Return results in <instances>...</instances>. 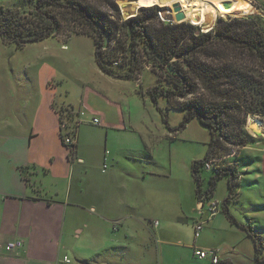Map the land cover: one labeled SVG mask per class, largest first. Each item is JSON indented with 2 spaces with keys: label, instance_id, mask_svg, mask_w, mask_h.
I'll return each instance as SVG.
<instances>
[{
  "label": "crops",
  "instance_id": "crops-1",
  "mask_svg": "<svg viewBox=\"0 0 264 264\" xmlns=\"http://www.w3.org/2000/svg\"><path fill=\"white\" fill-rule=\"evenodd\" d=\"M61 80L43 77L40 86L29 87L0 84V264H88L82 255H99L101 264H167L166 254L173 264L211 263L210 258H197L194 247L209 249L215 243L186 244L180 229L165 219L171 214L172 197L185 215L181 197L186 198V182L183 193L181 183H176L172 196L170 170L168 175L141 171L139 161L132 159L153 160L162 141L170 152L177 129L135 134L145 125L140 105L123 102L135 89L125 88L98 67L79 76V99ZM62 106H84L86 112L72 150L59 133L57 109ZM92 117L100 124H90ZM263 141L242 151L264 153ZM232 158L225 160L233 164ZM156 175L161 178L158 188L147 178ZM195 204L211 236L218 225L227 228L229 220L221 210L211 217L208 204ZM156 218L160 221L154 225ZM164 219L167 226L160 225ZM14 240H21V247L7 251L6 243ZM173 248L189 252L184 256ZM252 252L235 259L220 250L219 257L230 264H251L254 247ZM70 254L75 262L67 263L64 256Z\"/></svg>",
  "mask_w": 264,
  "mask_h": 264
},
{
  "label": "trees",
  "instance_id": "trees-1",
  "mask_svg": "<svg viewBox=\"0 0 264 264\" xmlns=\"http://www.w3.org/2000/svg\"><path fill=\"white\" fill-rule=\"evenodd\" d=\"M90 1L101 6L86 0H18L12 6H0V39L23 47L49 37L88 36L94 43L97 67L118 80L137 81L149 66L155 82L146 93L167 128L159 98L165 100L166 111L182 113L179 127L196 119L210 133L205 156L190 165L195 199L202 205L209 203L218 179L226 177L228 195L221 212L251 239V264H264V241L257 227L238 224L227 205L237 194L239 156L233 164L205 168L210 159L258 141L245 125L249 115L264 117V19L256 14L219 17L203 32L190 22L161 19L157 12L162 8L157 5L140 6L134 15L124 17L119 0ZM240 55L250 56L259 69L242 68L234 61ZM202 170L211 173L205 183Z\"/></svg>",
  "mask_w": 264,
  "mask_h": 264
},
{
  "label": "rangeland",
  "instance_id": "rangeland-1",
  "mask_svg": "<svg viewBox=\"0 0 264 264\" xmlns=\"http://www.w3.org/2000/svg\"><path fill=\"white\" fill-rule=\"evenodd\" d=\"M17 1L0 0V6H12ZM86 2L96 7L101 6L97 2L90 0H86ZM246 2L248 3V10H250L248 13L240 12V9H238L239 5L230 13L224 15L215 12L209 27L212 28L219 17L256 14L261 15L264 19V0H257V2L254 0H246ZM117 4L124 17L134 15L138 10V8H133L132 2L129 1L119 0ZM160 8L162 10L157 12V14L161 19H171L174 21L173 16L166 6ZM184 22L189 21L185 20ZM198 26L203 32L210 30L209 27L206 30L203 25ZM235 60L244 69H259L250 56L240 55ZM91 68H97L94 59V43L92 38L85 35H71L66 39L64 37H49L39 42L26 44L23 47L4 44L0 39V84L11 85L13 87L40 86L43 77H53L56 80L57 77H61V83L63 85H68L74 89L71 90V96L79 99V92L82 87L78 78L85 73H91ZM149 69L150 67L146 66L137 81H118L129 90L135 89V91H131V93L123 97V102L124 104L138 103L140 105L138 106L140 108V119L145 124L140 126V130H137L135 133L140 135L168 132V128L161 114L145 93V90L155 82V75ZM80 98L82 99V96ZM157 104L166 113L169 127H173L175 130L177 129V140L172 141L170 152H168L166 146L164 147L162 141L161 145L156 147L158 153L153 160L146 156L133 157L132 159L139 161V169L141 171L142 169H148V171L155 170L163 175H168L170 170V176L172 177V180H170L172 181V196L177 191L176 183H181L183 193L186 182V198L184 196L181 197V205L185 215H180L178 202L172 197L170 203L171 214L165 216V219L170 220L169 222H173L174 227L180 229L184 243L192 244L195 242V245H200L198 242L201 240L215 243L216 246H213V249L221 250L224 256L245 259L248 257V253H253V245L245 232L236 224L228 222L227 228L225 229L221 225H218L215 237L209 234L206 225L203 224L202 230L194 238L193 225L195 221L202 219L199 218V208L195 204L194 183L190 173V165L193 160L202 159L205 156L210 133L196 119L190 120L184 127H179L182 113L174 110L166 111L165 100L163 98H159ZM257 120L261 122V127L263 126L258 133L254 132L251 127V124ZM245 127L249 134L258 138V141L264 140V117L249 115ZM251 144H247L246 146ZM244 148L239 149L237 152V154L239 153V158L236 160V170L239 173V182L235 188L237 194L230 199L227 205L238 224L257 227V231L264 241V173H262L264 171V153L262 151L244 152L242 151ZM248 158L252 159L251 163H247L249 162L247 160ZM232 161H235V156H233ZM224 162L228 163L226 160ZM260 173L261 176L258 178ZM210 174L207 170L201 171L204 183L208 180ZM183 177L186 178L185 181ZM147 178L150 179V184L154 188H158L161 183L160 177L156 175L153 177L147 176ZM180 178L182 182L178 181ZM162 179H165V177H162ZM227 195V179L223 177L218 179L212 199L218 200L221 205ZM180 218L182 219L179 220ZM156 219L157 222L160 221L159 218ZM165 219L160 222V225L164 224L167 226ZM172 250L175 253L181 251L184 256L185 252H189L186 248H173ZM81 257L87 259L88 264H101L102 262V257L99 255H92L91 257L82 255ZM69 259H73L75 262V258L71 254ZM171 259L172 257L166 254L165 262L167 264H173ZM94 260L98 262H94ZM126 264L131 263L127 261ZM208 264L211 263L209 262Z\"/></svg>",
  "mask_w": 264,
  "mask_h": 264
},
{
  "label": "built area",
  "instance_id": "built-area-1",
  "mask_svg": "<svg viewBox=\"0 0 264 264\" xmlns=\"http://www.w3.org/2000/svg\"><path fill=\"white\" fill-rule=\"evenodd\" d=\"M85 110L82 107H73V106H62L57 109V116H58V122H59V133L61 140L63 144L67 147V149L72 150V147L75 144V134L78 129V127L85 121ZM90 124L92 125H99L100 121L97 117H92L89 120ZM238 150L236 148H232L230 150V154L226 155L221 158H213L210 159L205 163V168L209 170L212 166L216 164H220L221 161H224V159L236 156ZM107 154L108 151H105ZM107 167L106 163H103V168L105 169ZM201 204V203H200ZM208 204V215L209 216H215L221 209L220 202L218 200L211 199ZM154 225L157 224V221L153 222ZM204 221L199 220L195 221L193 225V231H194V238H196L199 234V232L203 228ZM22 242L21 240H14L9 241L6 243V250L12 251L16 248L21 247ZM194 255L199 258H210L212 264H230L224 261H221L219 257V251L217 249L209 248V249H203L194 247ZM65 262H70V259L67 256H64Z\"/></svg>",
  "mask_w": 264,
  "mask_h": 264
},
{
  "label": "bare ground",
  "instance_id": "bare-ground-1",
  "mask_svg": "<svg viewBox=\"0 0 264 264\" xmlns=\"http://www.w3.org/2000/svg\"><path fill=\"white\" fill-rule=\"evenodd\" d=\"M175 2L179 4V9L183 12L185 20L194 25H203L206 30L210 26L215 12L224 15L233 11L238 5L240 12L248 13L250 11L246 0H240V3L239 0H136L132 4L133 8L152 5L166 6L174 18L175 11L172 4ZM224 3H230L231 5L224 7ZM251 127L254 132L258 133L261 128V122L257 120L251 124Z\"/></svg>",
  "mask_w": 264,
  "mask_h": 264
},
{
  "label": "water",
  "instance_id": "water-1",
  "mask_svg": "<svg viewBox=\"0 0 264 264\" xmlns=\"http://www.w3.org/2000/svg\"><path fill=\"white\" fill-rule=\"evenodd\" d=\"M133 1H136V0H133ZM133 1H129V2H133ZM172 5H173V9L175 11L174 22L179 23V22L184 21L183 20L184 19V14H183V12L180 11L179 4L175 2ZM223 5H224V7H229L231 4L230 3H224ZM160 7H162V6H160ZM137 8H139V6Z\"/></svg>",
  "mask_w": 264,
  "mask_h": 264
}]
</instances>
